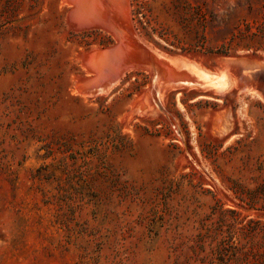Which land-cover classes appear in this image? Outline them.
I'll return each instance as SVG.
<instances>
[{
    "label": "rangeland",
    "instance_id": "374dc122",
    "mask_svg": "<svg viewBox=\"0 0 264 264\" xmlns=\"http://www.w3.org/2000/svg\"><path fill=\"white\" fill-rule=\"evenodd\" d=\"M71 8L0 0V264H264V0H126L128 45L235 80L175 86L171 119L133 107L144 67L81 88L84 57L120 37Z\"/></svg>",
    "mask_w": 264,
    "mask_h": 264
},
{
    "label": "water",
    "instance_id": "95a60500",
    "mask_svg": "<svg viewBox=\"0 0 264 264\" xmlns=\"http://www.w3.org/2000/svg\"><path fill=\"white\" fill-rule=\"evenodd\" d=\"M134 38L135 40L133 39L132 46L130 44L128 45L122 39H119L117 44L103 48L102 50H94L91 52L92 54L90 53L89 56L85 57L84 63L86 67L96 72V75L93 78H82L80 80L81 88L88 93H95L105 86H110L116 82L120 73L127 66H142L151 71V79L148 90L140 93L134 100V108L139 112L145 109L155 108L164 116L171 119L169 112L162 107L158 98L156 84L158 80L161 79L174 87L184 84H197L199 80L196 74L188 69L181 68L173 70L171 68V64L176 62L175 59L180 54L160 45L145 42L135 34ZM242 57H225L226 63L224 67L239 65L236 61ZM122 64L126 68H123L121 66ZM99 65H102V67L105 66L106 68H103L102 74H98V71H96ZM210 71L214 72L213 70ZM146 99L149 103L146 102Z\"/></svg>",
    "mask_w": 264,
    "mask_h": 264
},
{
    "label": "bare ground",
    "instance_id": "6f19581e",
    "mask_svg": "<svg viewBox=\"0 0 264 264\" xmlns=\"http://www.w3.org/2000/svg\"><path fill=\"white\" fill-rule=\"evenodd\" d=\"M66 1L72 6L70 11V19L71 21H74L76 23L74 26L77 25L78 28L101 27L110 31L115 37H120L119 39H121V36L126 37L125 35L129 36L132 34V29L128 24H126V22L129 21L127 20L126 17V0H66ZM132 38L135 40L134 34ZM133 39L132 41L134 42ZM133 42L132 43L129 42V44L131 43L130 45L132 46ZM175 60L176 62L171 64L172 66L171 68L173 70L174 69L178 70L181 68L188 69L189 71L195 73L199 80V83L197 84H184L187 87L197 88L201 91H205L206 89L208 90L211 89L213 92L220 93L229 90L234 85L235 80L233 78H230L229 75H227L225 68L219 70L218 72L215 71L208 72L197 62L187 57H183L180 55ZM84 61H85V57H84ZM224 62L226 63L225 59ZM236 63H238L240 67L241 66L247 67L251 64V60L242 57L241 59L237 60ZM121 66L123 68H126L124 67L123 64ZM131 67H135V66L132 65L127 66V68H131ZM103 68H105V66L102 67V65H99L96 68L98 74H102L101 72ZM211 75L214 76H212L210 79ZM156 84H157V95L160 100L167 92L174 89V86L169 85L163 80H161L160 82L158 80ZM112 86L113 85L105 86L104 88L98 90L97 92L106 94L107 93L106 91H108ZM156 111L158 110H156L155 108H149L146 109V114L157 113Z\"/></svg>",
    "mask_w": 264,
    "mask_h": 264
},
{
    "label": "trees",
    "instance_id": "16d2710c",
    "mask_svg": "<svg viewBox=\"0 0 264 264\" xmlns=\"http://www.w3.org/2000/svg\"><path fill=\"white\" fill-rule=\"evenodd\" d=\"M225 53H228V52H225Z\"/></svg>",
    "mask_w": 264,
    "mask_h": 264
}]
</instances>
